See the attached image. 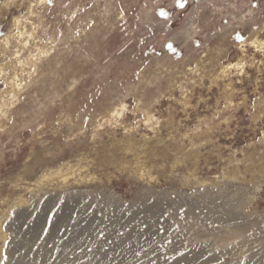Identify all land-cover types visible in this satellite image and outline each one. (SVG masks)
<instances>
[{
  "label": "rangeland",
  "instance_id": "obj_1",
  "mask_svg": "<svg viewBox=\"0 0 264 264\" xmlns=\"http://www.w3.org/2000/svg\"><path fill=\"white\" fill-rule=\"evenodd\" d=\"M5 1L0 264H264V0Z\"/></svg>",
  "mask_w": 264,
  "mask_h": 264
},
{
  "label": "bare ground",
  "instance_id": "obj_2",
  "mask_svg": "<svg viewBox=\"0 0 264 264\" xmlns=\"http://www.w3.org/2000/svg\"><path fill=\"white\" fill-rule=\"evenodd\" d=\"M17 0H6L5 2H4V4L5 5H9V4H12V3H15ZM16 27H19V26H16ZM7 44H5V43H0V47H4V48H7V46H6ZM15 48V47H14ZM17 56V55H16ZM18 57V56H17ZM1 64V63H0ZM20 83H21V81H20ZM15 86H14V88H13V90L14 89H17L19 86H20V84H19V81L18 82H16L15 84H14ZM3 95V94H2ZM45 176H47V175H45ZM122 242V241H121ZM124 243V242H123ZM118 244V243H117ZM125 244V243H124ZM113 246V245H112ZM125 246V245H124ZM123 245H121L120 243L117 245V246H113L114 248H115V250H117V251H119V250H121V249H123V247H124ZM115 254V253H114ZM176 262V261H175ZM174 262V263H175Z\"/></svg>",
  "mask_w": 264,
  "mask_h": 264
}]
</instances>
